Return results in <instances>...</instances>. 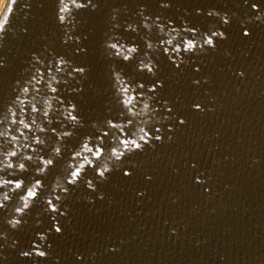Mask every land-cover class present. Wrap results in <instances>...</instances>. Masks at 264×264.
I'll list each match as a JSON object with an SVG mask.
<instances>
[{
	"label": "water",
	"instance_id": "1",
	"mask_svg": "<svg viewBox=\"0 0 264 264\" xmlns=\"http://www.w3.org/2000/svg\"><path fill=\"white\" fill-rule=\"evenodd\" d=\"M93 2L0 33V264H264V0Z\"/></svg>",
	"mask_w": 264,
	"mask_h": 264
},
{
	"label": "snow or ice",
	"instance_id": "2",
	"mask_svg": "<svg viewBox=\"0 0 264 264\" xmlns=\"http://www.w3.org/2000/svg\"><path fill=\"white\" fill-rule=\"evenodd\" d=\"M15 3H16V0H8V2L5 3L4 9H3V15H2V17H0V33H2L5 30V26L7 25L8 19H9V14L12 12V5L15 4ZM59 3L62 5V7L60 8V13H68L69 12V4H71L72 6H74L76 8H81V7H86V6H93V7L95 6L93 0H87L86 3L85 2H81V0H59ZM252 7L255 8L256 5L253 4ZM59 19L63 22L65 20V15L61 14L59 16ZM225 22L227 23V20ZM244 34L245 35H248L247 31H245ZM213 35H215V33ZM221 35H223V34L221 33ZM168 43L171 44V41H168ZM206 43H208L209 45H211L212 44V40L209 39L208 41H206ZM109 46L112 49H115V53L114 54L116 56H118V57L122 56V58L125 61L129 60L130 57H131V55L136 52V48L135 47L127 48L126 49V52H125V51H123V49H124V46L123 45H119L118 46L116 43H113V44H111ZM148 46L151 47L150 44ZM192 47H194V45L192 43H188L187 44V49H191ZM167 51H168V49L166 48L165 49V52H167ZM61 63H62V61H61ZM141 68L142 69L143 68H147V70L149 72L152 71L151 67L149 65H147V64H143V62L141 63ZM56 70L57 71H60L59 68H57ZM74 71L83 72L84 70H83V68H78V69H74ZM241 75H242V73H241ZM117 79H119V77H117ZM140 87L143 88V85L141 84ZM51 90L53 92H55L57 89L56 88H51ZM151 90L154 91L155 90V86ZM37 91H39V89H37ZM121 91L126 95V98L122 102H123L124 106L128 109V111L131 112L132 111V107L131 106H133L134 97L127 96V93H128V88L127 87H123L121 89ZM25 92H27V89H25ZM145 107H147V105H145ZM196 107H199V106L197 105ZM33 111H38V109L36 108L35 105H33ZM169 111H171V109H169ZM45 114H47V113H45ZM13 115H15V114H13ZM67 116H70L73 121L77 120V117L75 115H73L71 111H69L67 113ZM19 123L23 124L25 128H28L29 127V125L27 123H25L22 119L19 121ZM109 123L111 124V122H109ZM129 123H131V121H129ZM180 123L183 124L184 121L183 120H180ZM111 126L112 127H116V125H114V124H111ZM0 135H3V133H0ZM65 135H69V133L66 132ZM104 135L107 136L108 133L106 132ZM145 135H147V133H145ZM156 138L159 139L158 136ZM13 139H15V137H13ZM140 139L141 140H144V142L147 143V140H145L144 136H141ZM37 142H39V141H37ZM129 143H131L134 146V148H137L138 149V148L141 147V145L139 143H136L135 141H124L125 150L128 149V144ZM84 149H86L88 152L93 153V155H95V156H99L100 155V151H101L99 145L97 146V148L95 149V151L92 148H89L87 144L84 145ZM56 151L59 152V149H56ZM10 155L11 156H15L16 153L15 152H12V153H10ZM76 155H80V153L77 152ZM113 155L116 157V159H120V157L124 155V152L123 151H116L114 149L113 150ZM29 159H30V157H29ZM86 162L88 164H91L92 163L90 160H87ZM43 163H44V167L47 168L49 165H52L53 164V160L52 159H47V160H44ZM7 166L8 167H12V164L9 163ZM84 166H85L84 164H80L79 167L74 172H72L71 179L68 180V183L69 184H72L74 181L77 180V178L80 176L81 169H83ZM24 167H25V165L23 163L19 164V168L20 169H24ZM41 171H43V169H41ZM106 171H107V168H104L103 170H101V171L98 172V175L101 176V177H103L104 176V173ZM124 175H126V176L129 175V172L125 171L124 172ZM202 182L203 181L199 177L196 178V183L199 184V183H202ZM4 183L5 184H8V183H11V182L10 181H4ZM39 186H40V181L37 180L35 182V184L32 186V188L28 190L27 196L26 197H23V199H24V206H23V208H27L28 207V200L29 199L34 198V197L37 196V188H39ZM88 186L90 188L93 187L91 181L88 182ZM15 188H17V189L21 188V183H16ZM8 198L9 197H8L7 193H5L3 195V200H7ZM48 204L49 205H52V201L49 200L48 201ZM3 207H4V204L2 202H0V208H3ZM23 208H17L16 211L17 212H22L23 211ZM52 211L53 212L57 211V209H56L55 206L52 207ZM17 223H19V221H13V226H15V224H17ZM55 231L56 232H60L61 231V228L60 227H56L55 228ZM36 254L39 255V256H44L45 255V252H43V251H37ZM22 255L29 256V255H31V253L28 252V251H23L22 252Z\"/></svg>",
	"mask_w": 264,
	"mask_h": 264
},
{
	"label": "clouds",
	"instance_id": "3",
	"mask_svg": "<svg viewBox=\"0 0 264 264\" xmlns=\"http://www.w3.org/2000/svg\"><path fill=\"white\" fill-rule=\"evenodd\" d=\"M3 2H4V0H0V6H2Z\"/></svg>",
	"mask_w": 264,
	"mask_h": 264
}]
</instances>
